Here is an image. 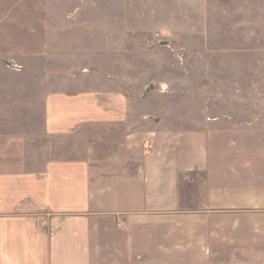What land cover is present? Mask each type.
Returning a JSON list of instances; mask_svg holds the SVG:
<instances>
[{"label":"crops","instance_id":"crops-1","mask_svg":"<svg viewBox=\"0 0 264 264\" xmlns=\"http://www.w3.org/2000/svg\"><path fill=\"white\" fill-rule=\"evenodd\" d=\"M232 1L219 17L237 18V32L264 34V0ZM104 71L103 86L117 88L46 94L37 132L0 142V264H176L234 256L240 239L264 264V197L206 185L184 196L179 181L207 169L212 129L220 155L218 137L230 130L237 144L239 129L259 128L264 117L240 125L232 115L246 109L178 105L190 97L170 92L174 72L124 67L121 59ZM149 77L166 89L141 106L138 93L148 80L141 81ZM240 210L250 218L240 221Z\"/></svg>","mask_w":264,"mask_h":264},{"label":"rangeland","instance_id":"rangeland-1","mask_svg":"<svg viewBox=\"0 0 264 264\" xmlns=\"http://www.w3.org/2000/svg\"><path fill=\"white\" fill-rule=\"evenodd\" d=\"M231 5L232 0H0V142L37 132L46 94L117 88L118 83L104 87L101 78L105 64L119 59L124 67L135 62L142 71L174 72L170 92L180 90L190 97L175 99L178 105H198L210 111L234 106L247 111L232 115L240 125L261 120L264 34L237 32L240 28L233 27L237 18L230 14L219 17L220 10L230 11ZM209 59L211 64L204 62ZM217 59L225 63L218 66ZM157 61L161 64L156 65ZM173 61L180 65L178 71ZM149 79L141 81V85L148 83L137 90L141 106L152 103L148 96L159 87L158 81ZM211 131L207 169L188 172L179 179L184 196H190L194 187L206 185L258 192L249 196L261 202L264 124L239 129L233 145L232 132L226 131L228 137H218L223 143L221 156ZM247 213L240 210V221L250 218ZM258 217L264 228V211ZM239 230L240 237L246 236L248 227L241 225ZM176 242L187 244L184 237ZM239 243L234 256L183 257L176 258V264L262 263L263 259L252 257L243 247L244 240Z\"/></svg>","mask_w":264,"mask_h":264},{"label":"built area","instance_id":"built-area-1","mask_svg":"<svg viewBox=\"0 0 264 264\" xmlns=\"http://www.w3.org/2000/svg\"><path fill=\"white\" fill-rule=\"evenodd\" d=\"M158 86H159V87H158L159 89H166V84H165V83H161V82H159V83H158Z\"/></svg>","mask_w":264,"mask_h":264}]
</instances>
